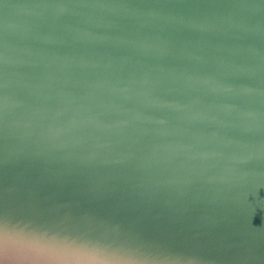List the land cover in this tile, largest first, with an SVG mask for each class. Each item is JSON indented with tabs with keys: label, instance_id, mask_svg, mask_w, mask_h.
I'll return each instance as SVG.
<instances>
[{
	"label": "water",
	"instance_id": "water-1",
	"mask_svg": "<svg viewBox=\"0 0 264 264\" xmlns=\"http://www.w3.org/2000/svg\"><path fill=\"white\" fill-rule=\"evenodd\" d=\"M0 264H264V0H0Z\"/></svg>",
	"mask_w": 264,
	"mask_h": 264
}]
</instances>
